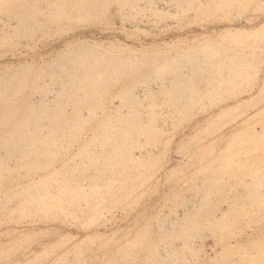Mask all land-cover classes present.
Segmentation results:
<instances>
[{"label": "rangeland", "instance_id": "374dc122", "mask_svg": "<svg viewBox=\"0 0 264 264\" xmlns=\"http://www.w3.org/2000/svg\"><path fill=\"white\" fill-rule=\"evenodd\" d=\"M66 1L0 0V264H264V0Z\"/></svg>", "mask_w": 264, "mask_h": 264}, {"label": "bare ground", "instance_id": "6f19581e", "mask_svg": "<svg viewBox=\"0 0 264 264\" xmlns=\"http://www.w3.org/2000/svg\"><path fill=\"white\" fill-rule=\"evenodd\" d=\"M64 1V0H63ZM75 1V0H74ZM74 1H73V3H74ZM89 1V0H88ZM52 2V1H51ZM66 2H68V0L66 1ZM70 3L72 2V0H70L69 1ZM68 2V3H69ZM78 3L79 4V2H78V0L77 1H75V3ZM69 3V4H70ZM84 3H86V2H84ZM84 3H82L83 4V7L85 6V5H87V3L86 4H84ZM73 5V4H72ZM88 6V5H87ZM87 8V7H86ZM89 8V7H88ZM74 11H76V10H74ZM2 22V24L0 23V28L1 27H5L4 26V24H3V21H1ZM7 25V24H6ZM6 28V27H5ZM4 31V30H3ZM228 31H232V29H229V30H227V31H225V32H228ZM212 33H215V31H212ZM76 43H80V44H84L85 43V40L84 39H78L77 41H76ZM68 44V46L70 45V44H72L71 42H68L67 43ZM87 46V45H86ZM82 48H84V47H82ZM85 49H91L89 46H87V48H85ZM206 50L208 51V57H207V60H204L203 62H200V63H198L197 65H195V64H184V65H181V67L179 68V66H178V68L179 69H177V68H172V69H174L173 71H171V74H173V76H174V78L176 79V78H178V81L180 80V78L182 77V76H184V75H187V72L189 71L190 73H196V72H204V70H206L207 71V69H210V66H211V63H212V55H213V53H212V47H206ZM67 51H69V52H74V51H78V50H72V48H70V49H68ZM87 51V50H86ZM83 52V51H82ZM186 60V59H185ZM177 61H179V63H181V62H183L184 60H175V62H173L172 64H174V63H176ZM181 61V62H180ZM185 62H188V61H185ZM211 62V63H210ZM178 63V62H177ZM176 63V64H177ZM177 64V65H180V64ZM188 63H190V62H188ZM183 64V63H182ZM96 66L97 65H95V68H96ZM174 67V66H173ZM94 68V67H93ZM91 69V71H92V68H90ZM94 70H96V69H93V71ZM93 71L92 72H89L90 74L92 73L93 74ZM97 71V70H96ZM185 72V73H184ZM96 73V72H95ZM97 73H100V72H98L97 71ZM103 73V72H102ZM13 75H16V73L14 74L13 73ZM85 75H87V74H85ZM97 75V74H96ZM93 76H95V75H93ZM197 75L195 74V76L194 77H196ZM87 77V76H86ZM91 77H92V75H91ZM96 77V76H95ZM100 77H101V75H100ZM2 78V77H1ZM10 79H11V81L14 79V77L12 78V76H10L9 77ZM9 78H7L8 79V81H6L7 79H3V80H5V81H0V93H2V92H5V90H4V88L5 89H9V88H11V86L13 87L14 85H16V84H14V85H11L9 82ZM18 78V77H17ZM82 78V77H81ZM85 78V77H84ZM88 78H89V75H88ZM97 78H98V76H97ZM173 78V79H174ZM197 78V77H196ZM19 79V78H18ZM17 81V80H16ZM21 81V79H19V81L18 82H20ZM171 81H173V80H171ZM182 81V80H181ZM181 81H179V82H177V81H175L174 83H178L179 84V86L180 87H182L181 85H183L184 83V81L183 82H181ZM8 83L10 84V87H8L7 88V85H8ZM14 83H17V82H15L14 81ZM182 83V84H181ZM189 82H186V84H188ZM18 84V83H17ZM20 84V83H19ZM22 84V83H21ZM20 84V85H21ZM20 85L18 86V87H20ZM157 86V85H156ZM177 86V85H176ZM176 86H174V88H176ZM184 86H185V84H184ZM183 86V87H184ZM178 87V86H177ZM178 89V88H177ZM176 89V90H177ZM180 89V88H179ZM182 89V88H181ZM184 89V88H183ZM182 89V91H184ZM187 90V89H186ZM185 90V91H186ZM2 91V92H1ZM173 92V91H172ZM6 93V92H5ZM174 93H176V91H174ZM177 93H178V91H177ZM179 93L181 94L182 92L179 90ZM178 93V94H179ZM4 94V93H3ZM4 96V95H3ZM11 96V95H10ZM181 96V95H180ZM5 97V96H4ZM9 98H11V97H9ZM2 99V98H1ZM4 101H5V98L3 99ZM9 100V99H8ZM2 101V100H1ZM13 105H15V104H13ZM30 106H32V104H30ZM29 106V107H30ZM23 107V106H22ZM26 107V106H25ZM25 107H23L24 109H25ZM36 107V106H35ZM34 106H32V107H30V108H35ZM45 106H43V108H44ZM26 108H28V107H26ZM15 110V109H14ZM25 110H28V109H25ZM25 110H23V111H25ZM47 109H45L44 111H46ZM18 111H19V109H18ZM29 111L30 112H28V113H25L24 114V117L26 118H24L23 117V115H22V112H21V117L22 118H24L22 121H20L19 123H16L15 121H17L18 119L20 120V116H19V114H18V116H19V118H17L16 116V114L14 113V112H10V113H13V114H15V117H16V119L17 120H15L14 118V115H9L8 117H11V116H13V117H11L12 118V120L14 119L15 121V123H14V125L12 126V127H10V125L11 124H13L12 122V120H11V118L9 119V118H7V116L5 115L4 117L3 116H1V113H0V126L1 127H8V128H10L9 130H7V131H5V130H1V131H5L6 132V134H8V135H11L12 137H13V135H16V136H14V137H17V135H19V134H22V133H25V134H28L29 136H27V137H30V138H33V139H31L32 141H33V144H34V141L35 142H38V140L40 141L41 139L40 138H42L41 136H38V135H42L41 133L42 132H40V134H39V127H40V124H39V122H37V121H40V119L41 118H39V116H38V114H36V112L34 111V113L33 112H31V110L29 109ZM33 111V110H32ZM37 111L38 112H40L41 113V111H39L38 109H37ZM42 112H43V110H42ZM9 112H8V114H10ZM44 113V112H43ZM45 113H47V112H45ZM3 114H7V113H2V115ZM50 114V118H53V119H56V115H57V117H58V114L56 113V115L55 116H52V114L51 113H49ZM36 115L38 116V120H35L36 119ZM61 115V114H60ZM43 116H45V115H40V117H42L43 118ZM6 117V118H5ZM45 117H49L47 114H46V116ZM44 117V118H45ZM34 119V120H33ZM49 118H46V119H44L45 121H47ZM41 120H43V119H41ZM50 120V121H49ZM48 121H47V123H49V124H56V122H54V121H52V119H49ZM56 121V120H55ZM139 121V120H138ZM138 121H136V120H130V121H125V120H123V121H114V122H111V121H109V123H108V121L107 122H105V123H101L100 125L101 126H99L98 127V129H97V131H96V134H102V135H105V134H111L112 135V138H113V143L109 146V148L111 149V150H113V152H112V155L111 156H109L108 158H107V161L108 160H112L113 158H111L112 156H113V154H115V153H120L122 150H124L125 148H126V142H127V140H126V137H129V138H131V137H133V135H138L139 133H142V131H141V128H143L141 125V121L140 122H138ZM43 121H40V123H42ZM52 122V123H51ZM54 122V123H53ZM43 124V123H42ZM114 124H120V125H123V126H119V127H117V129H116V127L114 126V127H112V128H110L111 126L110 125H114ZM39 126V127H38ZM7 129V128H6ZM38 129V130H37ZM57 130H59V129H55L54 128V130L53 131H55V132H57ZM40 131H41V129H40ZM5 132L3 133V132H0L1 134L0 135H2L3 137H4V135H5ZM7 135V136H8ZM11 136H9V137H11ZM22 136V135H21ZM21 136H18V137H21ZM11 137V138H12ZM40 137V138H39ZM11 138H9V139H11ZM23 138V137H22ZM29 138V139H30ZM14 139V140H13ZM12 139V141H15V144H16V140L17 141H19V142H17L18 144L20 143V142H22L21 140H23V139H21V138H19V140L18 139H16V138H13ZM28 139V138H27ZM28 139V140H29ZM30 140V141H31ZM37 140V141H36ZM47 140H49V139H46V143H47ZM7 142L9 141V140H6ZM24 141V140H23ZM44 141V140H43ZM42 141V142H43ZM5 142V141H4ZM5 143L4 145H7V144H10V145H12L10 142L9 143ZM45 142H43V144L42 143H40V142H38L39 144H40V146H39V144H36V146H34V147H37V146H39L40 148H36L35 149V152H36V150L38 149V151H40L39 149H42L43 147H45L46 145H44V143ZM1 143H3V142H1ZM45 143V144H46ZM50 143V142H49ZM48 143V144H49ZM14 144V145H15ZM3 145V144H2ZM41 145L43 146L42 148H41ZM8 146V145H7ZM0 147H1V145H0ZM48 146H46V148H47ZM108 147V146H107ZM144 148H146V147H144ZM43 150H45V149H43ZM36 155V154H35ZM34 155V156H35ZM37 156V155H36ZM109 161V162H110ZM1 162V161H0ZM35 165V164H34ZM51 165V164H50ZM105 164H103V166H104ZM2 166V165H1ZM0 166V167H1ZM48 166H49V164H48ZM51 167V166H50ZM32 168H33V166H32ZM49 168V167H48ZM3 169V168H2ZM2 169L0 168V172L2 171ZM35 169H37V168H35ZM37 175V174H36ZM40 174H38V176H39ZM42 175H40V177H38V179H42ZM28 179V178H27ZM37 179V178H36ZM36 179H32L31 178V181H32V184H30L31 186H33V185H36V184H38L37 183V180ZM44 193H46V192H44ZM49 193H51V192H49ZM39 194V193H38ZM28 195H30L31 197L33 196V195H36V194H28ZM40 195V194H39ZM44 195V194H43ZM41 197H43L42 196V193H41V195H40ZM35 197V196H34ZM34 197L32 198V199H34ZM30 198V197H29ZM36 198V197H35ZM39 199V198H38ZM38 199H35L34 200V202H36V201H39ZM43 200V199H42ZM41 200V201H42ZM30 201H32L33 202V200H30ZM43 202V201H42ZM39 203H41V202H39Z\"/></svg>", "mask_w": 264, "mask_h": 264}]
</instances>
